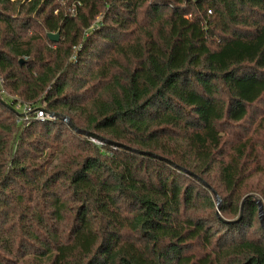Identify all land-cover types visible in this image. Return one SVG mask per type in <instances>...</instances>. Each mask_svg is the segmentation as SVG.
Listing matches in <instances>:
<instances>
[{"label":"trees","instance_id":"1","mask_svg":"<svg viewBox=\"0 0 264 264\" xmlns=\"http://www.w3.org/2000/svg\"><path fill=\"white\" fill-rule=\"evenodd\" d=\"M0 76V264H264V0H0Z\"/></svg>","mask_w":264,"mask_h":264},{"label":"water","instance_id":"2","mask_svg":"<svg viewBox=\"0 0 264 264\" xmlns=\"http://www.w3.org/2000/svg\"><path fill=\"white\" fill-rule=\"evenodd\" d=\"M49 38H50V40L51 41H58L59 39H60V36H59V33L58 32H52V33H48V35H47ZM21 61H22V59H21ZM1 100V102H3L2 101V99H0ZM4 103V102H3ZM9 105V104H8ZM16 113H17V111H16V109L15 108H12ZM50 114H52V115H56V116H58L57 115V113H51V112H49ZM17 115H21V114H19V113H17ZM61 119H63L64 120V122L70 127V128H72L76 133H78V134H81V135H85L86 137H90V138H93V139H97V140H103L102 138H100L99 136H97V135H95V134H93L92 132H90V131H88V132H86V131H84V130H80V129H78L75 125H74V123L72 122V120L71 119H69V117L68 116H61ZM110 144L111 145H113V146H115V147H123V148H125V149H128V150H131L128 146H125V145H120V144H116V143H113V142H110ZM133 151H135V152H140V153H146V154H148V155H150V156H156V157H158L159 159H161V160H163V161H166L168 164H172V165H174V166H176L172 161L170 162L169 160H167L166 158H164V157H161V156H158V155H156V154H152V153H150V152H144V151H140V150H133ZM179 169H181V170H183V171H185L186 173H190V174H192L194 177H196L200 182H202L204 185H206V186H208L209 187V185H208V183L206 182V181H203L199 176H197L196 174H193L191 171H189V170H186V169H184V168H182V167H180V166H177ZM215 194V193H214ZM215 198H216V200H217V213H219V209H220V204H221V199H220V197H218L216 194H215ZM257 204H258V209H257V213H258V216H259V220H260V224H261V226H262V228L264 229V208H263V202H262V200L261 199H257ZM241 209H242V206H241ZM240 209V210H241ZM241 215H242V213H241ZM240 215V216H241Z\"/></svg>","mask_w":264,"mask_h":264},{"label":"built area","instance_id":"3","mask_svg":"<svg viewBox=\"0 0 264 264\" xmlns=\"http://www.w3.org/2000/svg\"><path fill=\"white\" fill-rule=\"evenodd\" d=\"M3 83V78L0 76V94H4L5 90L1 87ZM16 111L21 114L18 115L20 119H24V120H28V119H41V120H55L56 115H52L50 114L48 111H46L44 108L38 107V109L35 108L34 105H32L31 103H26V102H22V101H17L15 103V107ZM93 142H95L98 145H101L102 142L97 140V139H93L90 138Z\"/></svg>","mask_w":264,"mask_h":264}]
</instances>
